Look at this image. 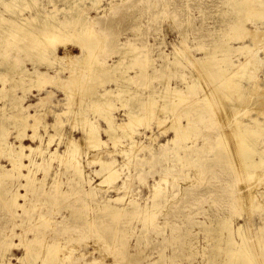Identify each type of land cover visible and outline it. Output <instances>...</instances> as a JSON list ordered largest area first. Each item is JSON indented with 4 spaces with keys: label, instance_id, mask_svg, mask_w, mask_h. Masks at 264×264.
I'll use <instances>...</instances> for the list:
<instances>
[{
    "label": "bare ground",
    "instance_id": "1",
    "mask_svg": "<svg viewBox=\"0 0 264 264\" xmlns=\"http://www.w3.org/2000/svg\"><path fill=\"white\" fill-rule=\"evenodd\" d=\"M102 1L0 0V81L11 83L9 88L0 87V264H14L10 257L18 252L17 264H104L99 252L105 250L100 243L105 238L115 244L114 249L106 246L114 263L129 261L123 234L114 225L132 218H139L144 228L154 225L168 199L156 182L150 203L138 204L126 182L130 176L118 184L125 160L120 164L115 157L122 155L129 163L131 149H148L134 135L143 122L151 129L154 120L160 128L162 119L152 108L158 101V110L170 115L183 105L180 117L165 128V122L161 124L160 134L172 133L159 145L161 158L171 151L179 155L174 151L183 148L178 140L193 138L194 143L203 129H213L203 149L207 158L199 162L219 167L225 178H232L229 187L241 183L240 198L235 191L228 192L231 202L239 201L237 213L259 207L256 197H264V192H255V187L264 185V74L259 75L264 58H258L256 50L260 46L256 44L264 42V30L258 26L264 21L262 2L252 7L251 0H223L219 20L206 39L192 46L181 41L169 58L158 51L163 60L158 68L144 41L127 39L116 46L115 60L98 58L101 32L90 11L104 18L107 6L103 8ZM247 22L254 26L248 28ZM134 64L139 70L135 76L145 78L149 92L132 86L135 76L128 69ZM183 64L192 70L179 71ZM157 75L158 85L152 83ZM174 75L175 82L170 83ZM94 80L101 89H94ZM54 88L66 95L60 112L53 108ZM33 90L44 95L27 103ZM127 99L132 107L118 119L112 112L119 108L116 101ZM138 105L146 110L136 109ZM49 115L53 122L46 119ZM67 123L71 130L64 129ZM73 129L81 135L75 137ZM102 134L113 149L101 155L106 146ZM149 138L156 140L153 133ZM122 139L128 144L118 148ZM99 150L84 163L89 151ZM96 163L99 167L86 173L85 167ZM92 175L99 182H93ZM111 189L117 192L113 197L108 195ZM233 212L216 227L225 233L223 246H218L226 255L223 264H264V233L260 227V234L251 227L233 229Z\"/></svg>",
    "mask_w": 264,
    "mask_h": 264
},
{
    "label": "rangeland",
    "instance_id": "2",
    "mask_svg": "<svg viewBox=\"0 0 264 264\" xmlns=\"http://www.w3.org/2000/svg\"><path fill=\"white\" fill-rule=\"evenodd\" d=\"M222 1L223 0H126L123 3L120 2V0H103L101 6L103 8L107 6V9L104 10L105 13L102 12V14L104 13L106 15L105 17L102 16L104 18H99L97 16L99 15L98 13L90 11L91 16H96L95 27L101 32V47H99L97 53L98 58H107L109 60L112 58V60H115L116 54H114V51L116 46L121 42H125L127 39L134 40V42L137 43L144 41L150 49V54L156 59V64L153 65H157L156 67L159 68L163 60L158 57V51H163L164 57L166 56L169 58L173 48L179 46L181 41H185L187 45L192 46L199 42V40L206 39V36L213 31V28L219 20L217 10ZM250 2L252 3V7H259V3L262 2L264 10V0H251ZM58 5L63 6L64 4L63 2H59ZM27 13L28 12H24L23 14L27 15ZM246 26L251 29L254 25L247 22ZM258 26H262L261 29L264 30V21ZM258 43L256 45H260L259 47L262 49L259 47L256 49L258 50L257 56L263 59L264 42H261L262 45ZM71 51L73 53L78 52L76 49ZM59 53L63 54V50L60 49ZM192 54L196 57L201 56L200 53L197 52ZM234 59L236 60V58ZM240 60L242 59L240 58ZM138 61V59H135V62ZM187 65L183 64L178 70H182L184 73L188 70H192L190 64ZM137 68V64L131 66L128 69L129 74L135 76V71H139ZM148 69L152 72L151 67ZM259 70H261L259 75L263 76L264 67L261 66ZM7 75L8 73L5 77H9ZM176 76L179 77L177 74ZM153 78L154 80H152V83L158 85L161 76H158V78L153 76ZM174 78L175 75L170 76V83L175 82L172 81ZM144 79L145 78L141 75H136L132 86L144 92H149V88H146ZM4 85L9 88L11 83L8 80L0 81V87ZM93 87L94 89H101L100 84L96 80L93 82ZM49 90H51V88H49ZM52 90L56 95L51 99L52 104L56 103L57 105L53 108H56L55 111L60 112L61 109L65 107L64 105L62 106L61 102L64 103L66 95L55 88ZM38 94L36 90L29 92L26 99L28 101L27 103L36 102L38 97L44 95V92ZM57 101H60V103L58 104ZM158 103L160 102L158 101ZM158 103L157 105H153L152 108L155 112L154 114L161 118L162 122H165L163 124L161 122L164 127L160 124L159 128L158 125L154 124L153 120V122H150V129L146 127L143 122V124H139L136 129L137 134L134 135L135 140L140 145H147L148 149L144 151H139L137 148H134V150L131 149L130 155H132L133 159H130L129 163H126V157L122 155H119L120 157L117 155L115 158L117 159V163L120 164H123V160H125L123 167L120 169L121 178L118 184H122L121 182L129 175V180L126 182L130 184L129 187L133 190L130 195L135 197L138 204L144 205L150 203L149 197L152 191V184L156 182H159L160 186L164 188V195L168 201L161 207L154 225L144 228L139 218H132L125 221L121 220L114 225L116 228H119L118 233L123 234L125 249L128 253L129 261L122 262L121 264H223L226 255L222 250L218 249V246H223L221 238L224 237L225 233L217 231L218 229H216V227L218 222L234 211V216L232 217L233 229L241 226L243 231H246L248 227H251L254 231L259 232V234L261 231L264 233V197H256L259 207L244 209L237 213L241 210L238 209L239 206L237 207L239 201H236V195L239 196L238 198L241 196V183L235 181L234 183L236 184L231 188L227 182L228 180H232V178H229V176L225 178V173H222L219 167L212 166L211 161L206 160L204 164L199 162L201 157L207 158L206 152H203V149L207 146L208 137L212 135L211 131L213 129L202 128L203 132L197 135L199 136L197 139L198 142L196 141L193 143V138L187 141L178 140L180 143L179 145H182L183 148L176 147L174 151L179 155H174L171 151L161 158V154L159 153L162 151V148L160 149L159 145L166 143L168 139L172 138V133L169 131L160 134L162 131L161 129L162 127L165 128L169 126L173 118L182 115L180 109H183V105L177 106L174 115H170L168 112H164L161 107L158 110ZM119 104L123 105L121 106L122 108ZM143 106L144 105H138L136 109L144 112L146 109H144L145 107L143 108ZM148 106L146 107L150 108ZM115 107L116 110L113 109L114 111H112L113 115L118 119H123L124 117L122 115L124 112H127L130 110V107H132L131 101L129 99L116 101ZM87 116L92 118V111L91 113L88 111ZM46 119L49 122H53V117L51 115L47 116ZM93 119L94 118H92V120ZM95 119H97V117ZM97 123L101 127H105L104 122L99 120ZM166 123L167 125L165 126ZM70 127L71 125L67 123L64 129L71 130ZM72 133L75 137L81 135L79 131L74 129ZM152 133L156 137L154 141H151L149 138ZM203 137H206V139L203 140ZM102 138L106 141V146L102 149V152L101 150L94 152L89 151L90 157L84 156L83 158L85 164L86 159H92L99 152H101L102 155L103 151L106 152V149L107 151L113 149L111 140L109 143V137L102 134ZM124 140L125 139H122V143H120V140L118 148L128 144V141ZM10 141L14 142V139L12 138ZM24 142L26 144L31 143L28 139ZM186 143L189 145L191 144V147L184 148ZM201 146L203 147L197 148ZM59 150H62V145ZM193 150H198L199 152L194 153ZM2 162L7 164L4 160ZM184 164L186 166H184ZM198 166H202V170ZM86 167L85 170L87 169L86 173H88L99 166H97L96 163ZM192 173L195 174L193 175ZM164 175L166 178H164ZM223 178L225 181L222 180ZM92 179H94L93 182L95 183L99 182L98 177L94 176ZM237 185L240 188H238ZM260 188L264 189V185L261 184L255 187V192H258L259 195L264 192ZM257 189L260 190L256 191ZM233 191L236 193L233 198L236 199L231 202V198L228 199V192ZM116 193L117 192L111 189L108 195L113 197ZM259 202H261V204ZM235 206L237 207L236 209ZM259 227L261 231L258 230ZM100 243L105 247V250H100L102 254L99 252L100 255H104V264H116L113 262V258L109 254V251H106V246H114V249L115 244L113 243L111 245L106 238L103 240V243L102 241ZM81 244H83V241ZM20 254L21 253L18 252L16 255L10 257L14 264H17L15 258L20 256ZM105 254H107V256Z\"/></svg>",
    "mask_w": 264,
    "mask_h": 264
}]
</instances>
